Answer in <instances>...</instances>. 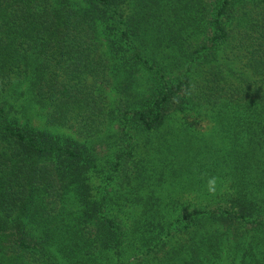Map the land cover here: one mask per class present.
<instances>
[{
	"label": "trees",
	"instance_id": "obj_1",
	"mask_svg": "<svg viewBox=\"0 0 264 264\" xmlns=\"http://www.w3.org/2000/svg\"><path fill=\"white\" fill-rule=\"evenodd\" d=\"M0 264H264V0H0Z\"/></svg>",
	"mask_w": 264,
	"mask_h": 264
},
{
	"label": "rangeland",
	"instance_id": "obj_2",
	"mask_svg": "<svg viewBox=\"0 0 264 264\" xmlns=\"http://www.w3.org/2000/svg\"><path fill=\"white\" fill-rule=\"evenodd\" d=\"M20 102V101H19ZM18 102V105H20V103ZM29 118L31 119V124L37 126V127H45L47 128L46 124L43 123V118L41 116H39L38 114H35L34 112H30L29 114ZM213 123H209L207 121H202L201 123L196 125L197 128V132L198 134H203V137L208 140L209 137V132L212 130L213 128ZM48 129L52 130V131H56V132H61L64 133L66 135H72V136H76V134L74 133L72 128H61V127H48ZM116 128L113 127L111 128L106 134L105 136L103 135L102 140H100L98 142V147L100 149V157L105 156L103 162H102V167L99 165V167H101L103 172H106V174H109V172L111 171L110 168H108L111 164V160L108 159V155L106 156L108 150V146H110L109 148L112 147L113 143H111L112 141V136L117 135L116 134ZM120 134V133H119ZM111 136V137H109ZM130 136H134L136 138H138V140L142 139L143 137L141 135L138 134L135 135L133 132L131 133ZM116 138V136H115ZM136 138H132V139H136ZM150 139L152 141V143H155V137H153V135H150ZM143 140V139H142ZM145 140V139H144ZM210 144V142H208ZM214 147L212 148H220L221 145L219 144V141L216 140L214 142ZM115 149H117L116 146H114ZM149 153V156L146 155V150L143 149V151L140 154L139 158H142L143 161V165H142V170L145 172L146 176H149L150 178L148 179V181H150L151 184L154 183H159L161 185V187H156L157 193L160 195H164V196H173L176 199H180V200H190L192 199V197H196L197 195H204V194H208L209 192L207 191V180L208 178V173H206L207 171H201L199 172H193V174H189L188 172H185L184 174H182L181 176H177L173 179V177L168 176L169 174V170L168 168L164 167L159 161L160 160H153L154 155H153V151L152 150H147ZM190 158L193 156L192 153L189 154ZM143 157L145 158V161L143 160ZM215 158V154L212 152L210 154H207V152L205 153L204 157L201 154L195 155L193 156L191 159L193 161V164L191 165V169H195L196 167H199V165H203L206 164L208 162H213V159ZM171 169H176L175 165H172V167H170ZM165 172L163 179L160 180L158 177L161 176V172ZM166 180V182L170 181L169 183L166 184V182H164ZM171 183V185H170ZM176 184H179L178 186Z\"/></svg>",
	"mask_w": 264,
	"mask_h": 264
},
{
	"label": "clouds",
	"instance_id": "obj_3",
	"mask_svg": "<svg viewBox=\"0 0 264 264\" xmlns=\"http://www.w3.org/2000/svg\"><path fill=\"white\" fill-rule=\"evenodd\" d=\"M216 185H217V178L216 177H212L210 179L207 180V191L210 194H214L216 191Z\"/></svg>",
	"mask_w": 264,
	"mask_h": 264
}]
</instances>
